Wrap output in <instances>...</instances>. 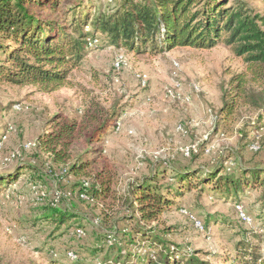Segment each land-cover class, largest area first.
I'll return each mask as SVG.
<instances>
[{"label":"rangeland","instance_id":"rangeland-1","mask_svg":"<svg viewBox=\"0 0 264 264\" xmlns=\"http://www.w3.org/2000/svg\"><path fill=\"white\" fill-rule=\"evenodd\" d=\"M72 1L59 0L55 16L66 15V6ZM92 1V15L101 5H115V0ZM244 1L264 16V0ZM89 2L84 0L85 5ZM232 2L227 0L228 5ZM85 29H91L89 23ZM91 48L70 70L69 83L56 89L44 91L32 85L0 82V136L8 133L0 148V171L13 172L16 166L31 162L41 167L38 171L44 175L40 181L38 175L24 171L0 193V264H51L49 258L56 260L52 264H104V260L114 258L107 248L96 250L93 246L97 241L111 243L109 235L117 228H105L99 221L101 203L84 201L77 195L79 182L97 171L111 174L116 191L122 194L130 181L148 176L153 168L162 170L172 164L229 169L238 168V164L264 166V123L254 129L264 110L241 105L229 119L219 114L229 79L245 70L243 59L229 45L219 41L211 48L176 46L156 53H136L99 38ZM119 53L125 56L127 65L115 70L112 62ZM137 74L147 76L145 85ZM176 83L185 92L198 86L197 92H191V102L165 95L166 88ZM96 102L108 110H119L113 124L119 120L120 127L115 129L113 125L101 142L90 145L100 152L83 176L67 175L62 165L52 163L38 148V137L54 114L78 118ZM209 110L217 115L215 121ZM178 124L187 133L176 130ZM252 144L259 148L251 149ZM191 145L196 150L185 154ZM86 148L81 138L75 140L72 158ZM259 192L246 189L239 197L229 199L195 188L181 197L172 195L176 203L162 211L148 228H154L183 252H196L210 264H247L237 257L240 243L258 256L250 264H264V220L260 217L264 206ZM237 201L251 216L252 225L238 220L234 208ZM58 206L71 208L79 216L57 227L43 216ZM183 208L205 224L203 230L195 227L189 214L181 211ZM132 223L127 219L117 226L130 228ZM77 227L83 230L80 236L75 233ZM136 238L141 245L133 249L144 251L148 245L140 235ZM70 250L77 252L76 262L68 259L66 252Z\"/></svg>","mask_w":264,"mask_h":264},{"label":"trees","instance_id":"trees-1","mask_svg":"<svg viewBox=\"0 0 264 264\" xmlns=\"http://www.w3.org/2000/svg\"><path fill=\"white\" fill-rule=\"evenodd\" d=\"M232 1L228 5L227 0H115L112 8L101 5L92 15V0L88 5L84 0H74L66 6V15L55 16L59 0H0V82L32 85L44 91L66 85L70 70L92 49L87 45L89 38H101L108 45L136 53H156L176 46L211 48L223 41L243 59L245 70L229 79L219 114L229 119L241 105L264 110V16L244 0ZM88 23L90 30L85 29ZM90 107L78 118L54 114L38 137V148L52 163L62 165L67 175L81 177L93 165L100 148L90 145L102 141L119 111L97 102ZM263 123L264 117H260L254 129ZM80 138L87 148L72 158L73 142ZM228 167L172 164L162 170L153 168L148 176L130 181L122 194L116 191L113 176L103 171L79 182L77 195L84 201L101 203L99 221L105 228H117L108 232L111 243L97 241L93 246L96 250L107 248L114 257L104 264H210L196 252H183L148 226L176 203L172 195L181 197L195 188L229 199L239 197L246 189H260L264 206V166ZM40 169L24 162L13 172L0 171V193L24 171L33 172L43 181ZM69 209L58 206L43 217L58 227L79 216ZM260 217L264 220V214ZM127 219L133 222L132 227L125 228L124 224L118 228ZM139 235L148 247L137 252L133 248L141 245L136 242ZM237 247V257L247 264L256 262L254 252H248L242 243ZM116 248L117 253L111 254ZM48 261L56 262L51 258Z\"/></svg>","mask_w":264,"mask_h":264},{"label":"built area","instance_id":"built-area-1","mask_svg":"<svg viewBox=\"0 0 264 264\" xmlns=\"http://www.w3.org/2000/svg\"><path fill=\"white\" fill-rule=\"evenodd\" d=\"M98 41H99L98 38H89L87 40V45L89 47H93V46L96 45V43ZM126 65H127V60H126L125 56L122 53H119L118 55H116L114 57L113 62H112V66H113V68L115 70H119L120 68H122V67H124ZM137 77L141 81V84L142 85H145L146 84L147 76L145 74H137ZM193 89L191 88L190 91H186L185 92V91L182 90L181 85L176 83L173 86L166 88L165 95L168 96L169 98H171V100H177V101L189 103L192 100L191 92H197L198 91V86L195 85ZM209 112L211 114L210 116H211L212 120L215 121L217 115L216 114L214 115L211 110H209ZM114 127H115V129H119V127H120V121L119 120L114 124ZM176 130H178L179 132H181L183 134L187 133L186 128L182 124H178L177 127H176ZM7 136H8V133L7 132H4L0 136V148H1L2 144L4 143V141L7 139ZM207 137H208V135L205 136V138H207ZM205 147H206V150L209 149L207 146H205ZM250 148L253 149V150H257L259 148V146L255 145V144H252L250 146ZM191 150L192 151H195L196 150V146L195 145H191V146L187 147L186 150H185V154H189ZM62 170H63V172L66 171L65 169H62ZM84 184H85V186H88L89 185L88 182H85ZM81 196L82 197H86V195L84 193H82ZM234 208L236 210V213H237L238 218L243 223H245L246 225H252L253 224V221H252L251 216L248 214V212L244 208V205L241 202H235L234 203ZM181 211L185 215L186 214H189V216L192 219L195 227L198 230L201 231V230L204 229V226H203L201 220H199L195 215H193L190 212H188L186 210V208H183ZM76 233L80 236V235L83 234V230L80 229V228H78L76 230ZM66 253H67V256H68V258L70 260H74L76 258V254L72 250H70V251H68Z\"/></svg>","mask_w":264,"mask_h":264},{"label":"crops","instance_id":"crops-1","mask_svg":"<svg viewBox=\"0 0 264 264\" xmlns=\"http://www.w3.org/2000/svg\"><path fill=\"white\" fill-rule=\"evenodd\" d=\"M197 119H198V121L201 120V118H199V117H198ZM201 121H202V120H201Z\"/></svg>","mask_w":264,"mask_h":264}]
</instances>
